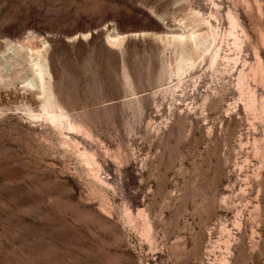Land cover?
I'll list each match as a JSON object with an SVG mask.
<instances>
[{"label":"rangeland","instance_id":"374dc122","mask_svg":"<svg viewBox=\"0 0 264 264\" xmlns=\"http://www.w3.org/2000/svg\"><path fill=\"white\" fill-rule=\"evenodd\" d=\"M0 264H264V0H0Z\"/></svg>","mask_w":264,"mask_h":264},{"label":"bare ground","instance_id":"6f19581e","mask_svg":"<svg viewBox=\"0 0 264 264\" xmlns=\"http://www.w3.org/2000/svg\"><path fill=\"white\" fill-rule=\"evenodd\" d=\"M49 117H50L51 121L53 120L52 122H54L56 120L58 121L61 118V117H57L55 115L54 116H49Z\"/></svg>","mask_w":264,"mask_h":264}]
</instances>
